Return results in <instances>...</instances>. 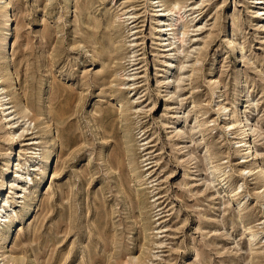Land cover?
<instances>
[{
  "label": "rangeland",
  "instance_id": "rangeland-1",
  "mask_svg": "<svg viewBox=\"0 0 264 264\" xmlns=\"http://www.w3.org/2000/svg\"><path fill=\"white\" fill-rule=\"evenodd\" d=\"M5 2L0 264H264V0Z\"/></svg>",
  "mask_w": 264,
  "mask_h": 264
},
{
  "label": "bare ground",
  "instance_id": "bare-ground-1",
  "mask_svg": "<svg viewBox=\"0 0 264 264\" xmlns=\"http://www.w3.org/2000/svg\"><path fill=\"white\" fill-rule=\"evenodd\" d=\"M5 0H0V20L2 21V24H3V27L4 28H6V29H8L7 30V32H6V34L5 35H3V36H1L0 37V50H2V51H6L7 50V47H8V45H9V42H10V39H11V37H12V33H11V30H10V23H11V21H12V17H11V15H10V12H9V6L11 5V4H9L8 2H5L3 5H2V2H4ZM177 5V4H176ZM176 5H173V8L172 9H170L169 10V12H173L174 11V9L177 7ZM175 7V8H174ZM176 11V10H175ZM174 11V12H175ZM179 13V12H178ZM162 15V14H161ZM168 15V14H167ZM166 15V16H167ZM171 15V14H170ZM177 19H176V27H177V25L179 24V23H181V21H183L184 20V17H183V15L181 16V15H178V17H176ZM161 23V22H160ZM6 29H4V30H6ZM177 30V29H176ZM184 30V29H183ZM3 34V33H2ZM175 34V33H174ZM176 35V34H175ZM177 35L178 36H180V35H182V36H184L185 35V33H181V32H178L177 33ZM181 36V37H182ZM164 41H168V40H164ZM233 44V43H232ZM167 52H172V51H174V48H173V46L171 45V44H168L167 46ZM180 54V53H179ZM9 57L6 55H4L3 56V58H2V60H6V61H9ZM12 108H10L9 107V104H7L6 102H5V97H4V93H3V89L1 88V86H0V116H1V119H2V121H8L9 119H12V118H10L11 116H12V113L9 111V110H11ZM226 110V109H225ZM10 112V113H9ZM8 123H10V122H8ZM237 124L238 125H240V126H242L244 123H242V121L241 120H239V121H237ZM229 125V124H228ZM231 126V125H230ZM239 126V127H240ZM231 129H234V128H232V127H230ZM237 128V127H236ZM240 132H241V135L243 136V138H245V137H247V135H248V129H247V127L246 126H243V130H240ZM241 137V136H240ZM15 137L13 136V139H14ZM16 140V139H15ZM242 143H243V141H241V142H237V144H239V145H242ZM35 145H37V144H35ZM243 146V145H242ZM249 146V152H245L244 153V159H249V158H251V157H254V155H255V152H254V150L252 149V146L251 145H248ZM39 154V153H38ZM52 156H53V153H52V155H51V157H50V160L52 159ZM129 164H131V163H129ZM216 172V171H215ZM261 172V171H260ZM259 172V173H260ZM215 174V173H214ZM2 204V203H1ZM1 204H0V210H1ZM4 212V211H3ZM8 214V213H7ZM0 218H1V220H3V219H5L4 218V215H3V213H2V211L0 212ZM3 218V219H2ZM17 219V217H15L14 219H12V218H10V220L8 221V222H11L10 223V225H12V222H14L15 220ZM11 234H12V230H11V227H8V231L3 235V239H2V245L3 246H6L8 243H9V241H10V238H11ZM7 247V246H6Z\"/></svg>",
  "mask_w": 264,
  "mask_h": 264
}]
</instances>
